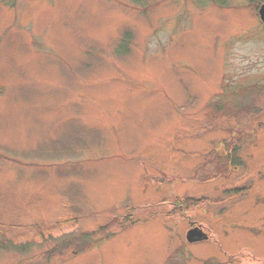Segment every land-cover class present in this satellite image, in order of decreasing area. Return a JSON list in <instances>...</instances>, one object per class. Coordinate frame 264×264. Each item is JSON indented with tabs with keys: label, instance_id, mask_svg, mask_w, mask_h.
Masks as SVG:
<instances>
[{
	"label": "rangeland",
	"instance_id": "rangeland-1",
	"mask_svg": "<svg viewBox=\"0 0 264 264\" xmlns=\"http://www.w3.org/2000/svg\"><path fill=\"white\" fill-rule=\"evenodd\" d=\"M262 3L0 0V264H264Z\"/></svg>",
	"mask_w": 264,
	"mask_h": 264
},
{
	"label": "trees",
	"instance_id": "trees-1",
	"mask_svg": "<svg viewBox=\"0 0 264 264\" xmlns=\"http://www.w3.org/2000/svg\"><path fill=\"white\" fill-rule=\"evenodd\" d=\"M69 220H73V217H69L65 220L60 221V225L62 224H74V220L73 221H69ZM34 227H38V224H34ZM54 227V224L52 225V228ZM57 227V226H55ZM42 230H44L43 227H41ZM106 226H100L98 227L96 230L94 231H89V232H81L79 234H72L69 236H66L67 238H63L61 241L65 243V246L67 245L68 247H73V246H77L76 248H78V250L82 249V247L84 245H92L94 244V238L96 239V241H101L100 239H104L107 237L106 234ZM50 234V233H47ZM103 234V235H101ZM100 235L99 239L96 237ZM43 236V235H42ZM7 240V239H6ZM60 242V243H62ZM8 243V244H7ZM7 243L4 242V244L8 245V247H13L17 249V244L15 242H13L12 240H7ZM58 246V245H57ZM24 247V246H23ZM52 253V249L49 251ZM55 252V251H54Z\"/></svg>",
	"mask_w": 264,
	"mask_h": 264
},
{
	"label": "water",
	"instance_id": "water-1",
	"mask_svg": "<svg viewBox=\"0 0 264 264\" xmlns=\"http://www.w3.org/2000/svg\"><path fill=\"white\" fill-rule=\"evenodd\" d=\"M258 15L260 20L264 23V3H262L258 9ZM207 235L198 227L191 228L186 233V239L189 242L200 241L206 239Z\"/></svg>",
	"mask_w": 264,
	"mask_h": 264
},
{
	"label": "flooded vegetation",
	"instance_id": "flooded-vegetation-1",
	"mask_svg": "<svg viewBox=\"0 0 264 264\" xmlns=\"http://www.w3.org/2000/svg\"><path fill=\"white\" fill-rule=\"evenodd\" d=\"M207 239V238H206ZM204 240V239H203ZM229 262H231V261H229ZM231 264V263H230Z\"/></svg>",
	"mask_w": 264,
	"mask_h": 264
}]
</instances>
